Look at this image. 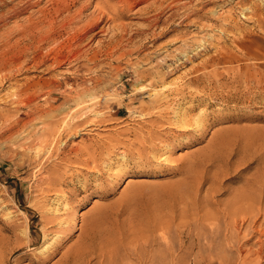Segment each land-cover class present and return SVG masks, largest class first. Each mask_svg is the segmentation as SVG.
Listing matches in <instances>:
<instances>
[{
	"label": "rangeland",
	"instance_id": "rangeland-1",
	"mask_svg": "<svg viewBox=\"0 0 264 264\" xmlns=\"http://www.w3.org/2000/svg\"><path fill=\"white\" fill-rule=\"evenodd\" d=\"M58 1L0 0V264H264V0H161L157 41L135 34L157 13L138 4L129 61L103 52L108 31L73 57L68 38L100 0L75 1L70 27ZM172 53L190 60L153 102L149 72ZM63 120L58 153L35 156L31 141Z\"/></svg>",
	"mask_w": 264,
	"mask_h": 264
},
{
	"label": "bare ground",
	"instance_id": "bare-ground-1",
	"mask_svg": "<svg viewBox=\"0 0 264 264\" xmlns=\"http://www.w3.org/2000/svg\"><path fill=\"white\" fill-rule=\"evenodd\" d=\"M75 1L76 3L79 2L80 0H59L58 3L56 2V5L55 7L53 8V14L54 15H61L62 13H66L63 17H62V21L63 22V26L64 27H70L71 24H75L78 19L80 20V16H81V13L83 11V9H85V4H82V5H79V7H77V9L74 10L73 13H70V10L71 8L74 6L75 4ZM170 1V0H169ZM88 2V1H87ZM144 4L145 3V6H139V9L140 11H143L144 13L148 14L149 12L151 11H156L158 9H161L160 6L161 5V0H100L97 2L94 10H92L90 16L84 20L83 24L79 25V26H75L73 29V35H71L70 39L71 40V43L67 46L68 50L70 52H72V56L73 57H81V49H82V46H83V41L87 38L90 37L89 40H93L94 37L100 32V33H105V32H111V34H109L108 36V40L106 41V44H102L101 43V46L100 47H105V49L103 50L104 53L107 54H113L117 51H120V57H122L123 59H127L129 61V56L131 54V52L129 51L130 48L132 46H128V43L132 41V34H129L128 36L127 35V23L124 22V19L126 18V13L129 12L131 9H133L136 5L138 4ZM176 3L177 2H174V0H172V2L169 4V7L173 8V7H176ZM54 4V3H53ZM81 4V3H80ZM163 4V3H162ZM221 5V4H220ZM178 6V5H177ZM193 8V7H192ZM13 9V8H12ZM138 10V11H139ZM196 10V9H195ZM139 11V13H140ZM157 13L156 14H153V17H147L146 20H147V24L146 26L143 28H135L136 31H135V34L136 33H141L142 35L144 34V39H148L150 38L151 40H155L157 41V39L159 38H163L164 36H166L168 33H169V28H166L165 27H162L161 29H159L158 31H155L157 28H158V24L159 22L161 21L160 20V16H159V11H156ZM173 12V11H172ZM176 12V11H175ZM174 12V13H175ZM189 12V11H188ZM196 12V11H195ZM51 13V12H50ZM49 11L44 13V16L45 17H51ZM192 14V13H191ZM189 14V15H191ZM17 15V14H16ZM129 15V14H128ZM175 15V14H174ZM189 15H186L185 18H188ZM211 15V13H210ZM146 17V16H145ZM169 17V16H168ZM207 17V16H206ZM219 17V16H218ZM204 18V17H203ZM30 19V18H29ZM182 19V18H181ZM201 19V18H200ZM193 20V19H192ZM45 21V20H44ZM204 21V20H203ZM224 21V20H223ZM79 23V22H78ZM101 23H103L102 25H100ZM109 23V24H108ZM223 24V22H221ZM104 24H108V26L105 28L104 27ZM100 25V28L97 30V28L99 27ZM111 25V26H110ZM133 25V24H132ZM171 25V24H170ZM207 25V24H206ZM225 25V24H224ZM18 27V26H17ZM52 27V26H51ZM202 27V26H201ZM134 27H132L133 29ZM203 29V28H202ZM207 29V28H206ZM150 33L147 34V31H150ZM130 31V30H129ZM222 31V30H221ZM33 32V31H32ZM55 32V31H54ZM36 33V32H35ZM107 34V33H106ZM62 35V33H61ZM204 36V35H203ZM43 38H46L47 37V34L43 35L42 36ZM41 38V37H40ZM185 38V37H184ZM38 40V39H37ZM176 40V38H171V39H167L165 40L164 42H161L159 44H156V48H164L167 44H170L172 42H174ZM142 41V40H141ZM45 42V41H43ZM101 42V41H100ZM134 42V41H133ZM197 42V41H195ZM67 43V42H66ZM135 43H133L132 45H134ZM189 44V43H188ZM200 45V44H199ZM98 46V47H99ZM154 46V45H153ZM65 47V46H64ZM99 47V48H100ZM186 48V46H185ZM205 48V47H204ZM53 49V48H52ZM90 49V48H89ZM173 49V48H172ZM67 50V52H68ZM171 50V49H170ZM181 50V49H180ZM189 50V49H188ZM191 50V49H190ZM88 52V51H87ZM96 52V51H95ZM94 52V53H95ZM101 52V51H100ZM183 52H186V49H184V51H182V55H183ZM181 53V52H180ZM103 54V53H102ZM137 54V53H136ZM187 54V53H186ZM86 55V54H85ZM88 55V54H87ZM181 55V54H180ZM68 56V54L66 55ZM71 56V57H72ZM111 56V55H110ZM185 56V54H184ZM187 56V55H186ZM17 57V56H16ZM44 57V56H43ZM70 57V56H69ZM83 57V56H82ZM102 57V56H101ZM20 58V57H18ZM90 57H88L89 59ZM182 57H179L178 55L172 53V54H168V56L166 55L165 58H163V61L162 63H159L158 64H152L154 67L151 68V72H149V75L152 76L153 79H156L157 82H161V84H159L160 86L159 87H156V86H153V85H156L155 84V80H151L149 82V89L153 92L154 94V99H152V101H156L159 97V99H162L164 97H167L172 91L171 88H172V85L174 84L172 81L170 82H165V79L168 77V75L171 74V72H173V70H176V68L182 64V62H186V59H189L188 57H186L185 59H183L180 63H177L176 62L178 60H181ZM46 59L47 58H38L35 60V63L37 65L38 64H44L46 62ZM121 59V58H120ZM141 59H145V60H148L150 59V55L149 53L145 54V55H142L141 56ZM12 60V59H11ZM19 60V59H18ZM62 59L60 58V55L58 52H55L53 53V56H52V65L55 64V63H58L59 61H61ZM90 60V59H89ZM190 60V59H189ZM76 61V60H75ZM88 61V60H87ZM136 61V60H135ZM13 63V62H12ZM11 63V64H12ZM93 63V61H92ZM110 63V62H109ZM169 65V70L163 72L162 71V68H164L165 65ZM14 65V64H13ZM51 65V64H50ZM4 66V65H3ZM149 68H146L145 70H138V68H134L133 70L136 72V73H143L144 71L148 70ZM173 74V73H172ZM60 77V76H59ZM235 78V77H233ZM243 78V77H242ZM249 78V77H248ZM232 79V78H231ZM174 80V79H173ZM245 81V80H244ZM248 81V80H246ZM175 82L177 83V81L175 80ZM178 84V83H177ZM40 85V84H39ZM82 86V85H81ZM98 86V85H97ZM22 87V86H21ZM143 90H145V88L143 86H141ZM176 87V86H175ZM91 88V87H90ZM178 88V87H177ZM180 88V87H179ZM21 89V88H20ZM83 89V88H82ZM86 89V88H85ZM89 89V87H88ZM87 89V90H88ZM138 89V88H137ZM141 89V90H142ZM175 90V88H173ZM140 90V89H139ZM146 90H148V88H146ZM29 91V90H28ZM84 91V89H83ZM167 91H169V93H166ZM30 92V91H29ZM87 92V91H86ZM85 92V93H86ZM136 92V91H135ZM145 92V91H144ZM150 92V91H149ZM27 94V93H26ZM35 94V92H34ZM80 94V93H79ZM85 95V94H84ZM149 95V94H148ZM29 96V95H28ZM151 96V95H150ZM172 96V95H171ZM180 96V95H179ZM177 97V96H176ZM3 98V97H2ZM172 98V97H171ZM156 99V100H155ZM24 100V99H23ZM29 100V99H28ZM27 100V101H28ZM77 100V99H76ZM21 101V100H20ZM82 101V100H81ZM114 101V100H113ZM170 101V100H168ZM167 101V102H168ZM17 102V101H16ZM22 102V101H21ZM25 103H27L26 101H24ZM152 102V103H153ZM171 102V101H170ZM20 103V102H19ZM79 104V103H78ZM119 104V102H118ZM83 107V106H82ZM52 110V108H50ZM152 107L148 104L147 108H146V113L149 114H152V113H156L154 112H151ZM32 110V109H31ZM29 111V110H28ZM84 111V110H83ZM35 112V111H34ZM33 110L32 111H29L27 112L25 115L26 116H30V115H33ZM48 111H46L47 113ZM96 112V111H95ZM133 112V111H132ZM97 113V112H96ZM71 115V114H70ZM74 115V114H73ZM72 115V117H73ZM35 116V115H34ZM63 116V115H62ZM156 116V115H155ZM36 117V116H35ZM85 117V116H84ZM78 118V117H77ZM104 118V117H103ZM33 119V117H32ZM39 119V118H38ZM70 120V118H68ZM88 119V118H87ZM31 120V119H30ZM67 120V119H66ZM86 120V119H85ZM101 120V119H100ZM22 120L20 119H16V121L12 124V127L14 126H18L19 125V122H21ZM160 121V120H159ZM203 121V120H202ZM67 122L68 121H65L63 120L61 123H54L52 125H49V126H46V128H44V130L40 133V135L33 141H31L30 145L32 146V150H34V153H35V156H39V154L41 152H47L48 153V158H51L50 156H52L54 154V152L57 154L58 153V149H60V145H61V142L63 141V138H64V134L66 132V129L68 127L67 126ZM164 122V121H163ZM27 122H22V126L25 125ZM71 123V122H70ZM101 123V122H100ZM175 124V123H174ZM187 125H190V124H187ZM186 125V126H187ZM72 127V126H71ZM74 127V126H73ZM189 127V126H187ZM190 129V128H189ZM70 130V129H69ZM65 131V132H64ZM73 131V130H72ZM70 132V131H69ZM154 132V131H153ZM158 132V131H156ZM73 133H76V130L75 132ZM148 137H151L150 134ZM151 139V138H150ZM142 140V141H141ZM140 140V143L142 142V149L143 148V138ZM110 143V141H109ZM64 144H65V140H64ZM115 144L116 145H119V144H126V142H124L123 140L120 141L119 139H116L115 141ZM93 145V144H92ZM140 145V146H141ZM153 145V144H152ZM151 145V146H152ZM155 145V143H154ZM107 146V147H105ZM125 146V145H124ZM113 147L116 148V146L114 145ZM148 147V146H147ZM155 148V147H154ZM86 149V147H85ZM141 149V151H142ZM112 148H109L108 147V144L107 145H101V150L100 152L97 151V154L100 155V158L101 159H105L107 156H110L111 153H112ZM124 151V150H123ZM140 151V149L138 150ZM30 153V152H29ZM74 153V152H73ZM68 154V153H67ZM143 154V153H141ZM61 156V155H60ZM124 156V155H123ZM142 156V155H141ZM95 157V156H94ZM36 158V157H35ZM38 158V157H37ZM64 159V158H63ZM127 159V158H126ZM49 160V159H48ZM95 162V161H94ZM92 168H97L98 167V164H94L91 166ZM52 173L55 174V172H53V169L51 168L50 169ZM57 170V169H56ZM49 171V170H48ZM49 172V173H51ZM66 173V171H65ZM64 173V174H65ZM53 174V175H54ZM59 176L60 174H58V172L56 173V175H54V179L51 177V180H58L59 179ZM46 178V177H45ZM50 177L48 176L47 177V180L49 179ZM50 180V181H51ZM52 180V181H53ZM250 217H253V216H250ZM236 219V218H235ZM234 219V220H235ZM243 219V218H241ZM231 227V226H230ZM237 231V230H236ZM227 245V244H226ZM149 263V262H148Z\"/></svg>",
	"mask_w": 264,
	"mask_h": 264
}]
</instances>
